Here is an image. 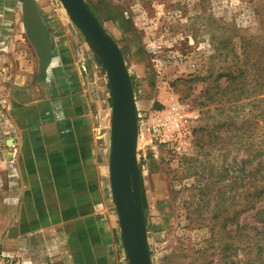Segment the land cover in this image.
Returning a JSON list of instances; mask_svg holds the SVG:
<instances>
[{"label":"rangeland","instance_id":"obj_1","mask_svg":"<svg viewBox=\"0 0 264 264\" xmlns=\"http://www.w3.org/2000/svg\"><path fill=\"white\" fill-rule=\"evenodd\" d=\"M39 2L67 41L82 42L60 0ZM85 2L120 46L132 80L152 264H264V197L252 195L264 158V0ZM23 14L16 0H0V264H23L16 255V99L36 102L48 93ZM109 97V120L101 117L96 135L94 202L102 203L99 218L113 214L118 258L130 264L111 188L110 90Z\"/></svg>","mask_w":264,"mask_h":264},{"label":"crops","instance_id":"obj_2","mask_svg":"<svg viewBox=\"0 0 264 264\" xmlns=\"http://www.w3.org/2000/svg\"><path fill=\"white\" fill-rule=\"evenodd\" d=\"M39 1L16 0L30 19V44L39 48L48 89L36 102L16 99V255L23 264H125L115 218H99L102 203L94 202L96 135L101 117H110L107 72L86 37L67 41Z\"/></svg>","mask_w":264,"mask_h":264},{"label":"water","instance_id":"obj_3","mask_svg":"<svg viewBox=\"0 0 264 264\" xmlns=\"http://www.w3.org/2000/svg\"><path fill=\"white\" fill-rule=\"evenodd\" d=\"M60 1L107 72L112 101L111 188L129 263L152 264L140 194L137 106L122 50L85 0Z\"/></svg>","mask_w":264,"mask_h":264},{"label":"trees","instance_id":"obj_4","mask_svg":"<svg viewBox=\"0 0 264 264\" xmlns=\"http://www.w3.org/2000/svg\"><path fill=\"white\" fill-rule=\"evenodd\" d=\"M88 6V5H87ZM264 158H261L259 161H260V166H258V169L255 171V174H254V180L257 182L255 183V188H254V191L252 192V195L255 196V198H261V197H264ZM244 161H247V159H245ZM246 171V170H245ZM248 175L246 176H250L252 177V174L250 173V171H248ZM141 179V177H140ZM247 192V190H246ZM140 194H141V198H142V206L143 208L145 207V202H144V199H145V196H144V188H143V183H142V180H141V183H140ZM252 201V200H251ZM254 201L251 202V204H247L245 206V209H248L250 207L253 206V203ZM259 247V250L260 251H263L264 250V244H259L258 245Z\"/></svg>","mask_w":264,"mask_h":264}]
</instances>
